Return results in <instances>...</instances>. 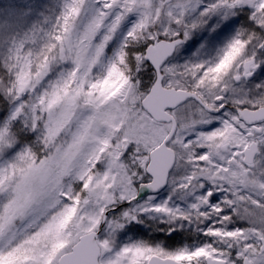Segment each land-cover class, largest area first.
Returning a JSON list of instances; mask_svg holds the SVG:
<instances>
[{"label":"snow or ice","instance_id":"obj_1","mask_svg":"<svg viewBox=\"0 0 264 264\" xmlns=\"http://www.w3.org/2000/svg\"><path fill=\"white\" fill-rule=\"evenodd\" d=\"M0 264H264V0H0Z\"/></svg>","mask_w":264,"mask_h":264}]
</instances>
